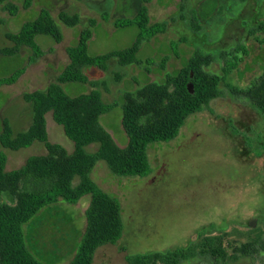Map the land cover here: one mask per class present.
I'll return each instance as SVG.
<instances>
[{
    "label": "rangeland",
    "instance_id": "374dc122",
    "mask_svg": "<svg viewBox=\"0 0 264 264\" xmlns=\"http://www.w3.org/2000/svg\"><path fill=\"white\" fill-rule=\"evenodd\" d=\"M12 2L18 8L13 15L0 6V132L3 121L15 134L29 128L32 106L24 95L45 90L57 80L69 63L67 49L77 45L90 20L97 21L89 43L92 56L124 50L133 45L139 30L117 28L115 23L133 18L145 3L151 23H166L168 28L143 44L138 54L142 64L122 67L112 60L107 71L85 70L90 80L100 83L97 90L102 93L104 103L118 105L101 118V124L120 147L128 143L121 123L125 93L151 82L164 83L166 75H176L199 52L212 55L215 62L210 72L225 78L220 97L205 111L189 117L176 140L149 147L153 169L149 177H117L105 162L97 164L92 179L120 201L125 234L116 246L101 247L93 264H128L127 256L174 251L192 243H214L231 254L234 247L261 235L264 117L247 100L236 97L242 95L233 92L247 88L264 73V49L260 48L258 33L264 25V0H35L28 9L23 7L22 0ZM43 9L51 12L63 41L58 44L49 36H38L36 42L43 55L36 62L32 59L33 52L26 47L14 56L3 55L2 50L13 46L7 34L18 33L25 23L37 19ZM63 13L79 16L80 23L67 27L59 18ZM165 58L169 61L163 71ZM41 72H47L43 80H39ZM18 73L22 75L16 83L2 84ZM63 87L70 96L93 90L89 83H66ZM46 119L49 141L72 153L74 144L63 128L51 114ZM97 148L94 144L86 150L94 153ZM4 151L7 170L18 169L28 158L47 153L39 142L18 152ZM2 202L7 203V198L3 197ZM64 206L68 207L38 213L24 226L28 249L42 263L54 264L57 257L54 253H42L36 245L44 221L52 220L46 229L57 234H62L72 221V243L80 236L81 218L75 219L74 207L66 203ZM77 206L87 211L89 197ZM185 264L206 263L193 260ZM230 264L261 263L254 257H241Z\"/></svg>",
    "mask_w": 264,
    "mask_h": 264
},
{
    "label": "trees",
    "instance_id": "16d2710c",
    "mask_svg": "<svg viewBox=\"0 0 264 264\" xmlns=\"http://www.w3.org/2000/svg\"><path fill=\"white\" fill-rule=\"evenodd\" d=\"M12 1L0 0V6L13 15L18 8ZM34 1L22 0L23 7L30 8ZM145 4L133 18L115 23L117 28L136 27L139 30L131 47L92 56L89 43L97 21L90 20L89 27L80 33L77 45L67 49L69 63L57 80L45 90L24 95V100L32 106L29 128L15 134L3 121L0 132V264H45L28 249L24 226L49 206L60 202L76 205L85 197H89L85 231L68 264H93L101 247L116 246L125 234L120 201L92 179L96 165L100 161L105 162L117 177H149L153 170L149 147L176 140L189 117L205 111L213 100L220 97L225 78L210 72L214 57L195 53L176 75H166L164 83L151 82L123 95L121 123L128 138L125 147H120L103 127L101 118L118 105L104 103L102 93L97 90L100 83L90 80L85 70L97 68L107 71L112 60L122 67L142 64L138 54L143 44L164 34L168 28L166 23H151ZM59 18L70 28L80 23L77 15L63 13ZM261 30L264 33V26ZM40 35L49 36L58 44L63 41L62 31L48 9L41 10L38 18L25 23L18 33L7 34L13 46L1 53L14 56L26 47L33 52L32 59L36 62L43 55L36 42ZM261 44L264 47V37ZM168 61L169 58L164 59L163 71ZM22 73L12 75L2 84L16 83ZM117 79L120 80V77ZM66 83H89L93 90L88 94L70 96L63 87ZM190 85L192 89H189ZM233 93L242 95L236 97L247 100L264 117V73L247 88ZM48 114L73 142L72 153L62 145L49 141ZM35 142L43 144L47 153L28 158L19 169L7 170L8 158L4 150L18 152ZM94 144L98 145L97 150L88 153L86 149ZM3 197L7 198V203L2 202ZM205 232L203 234L206 235ZM241 257H254L264 264V231L250 242L234 247L231 254L214 243H192L174 251L127 256L126 261L128 264H185L203 260L206 264H230Z\"/></svg>",
    "mask_w": 264,
    "mask_h": 264
},
{
    "label": "crops",
    "instance_id": "0c3cea01",
    "mask_svg": "<svg viewBox=\"0 0 264 264\" xmlns=\"http://www.w3.org/2000/svg\"><path fill=\"white\" fill-rule=\"evenodd\" d=\"M48 69H52V68H48ZM40 74L41 75H39L40 76L39 80H43L44 78L47 77V72H41ZM35 80L38 81V79H35ZM49 84L45 87V89L49 86ZM45 154H40V155H45ZM7 168H8V164H7ZM64 203L65 202H60L56 205L49 206L45 208L44 210H42L40 213H44L45 211L51 208L68 207V206H64ZM77 205L78 204L71 205L72 207H74L73 209H74V212L76 213L75 219L81 218V222L79 223L81 225L80 226L78 225L79 227L78 231L80 232V236L77 237L76 243H72L73 240H72V237H70L72 234L71 231L74 225V223L70 220H68L70 221L68 222L69 227L64 228V231L62 234H57L55 231H51L48 228L46 229L47 224L50 223L52 220L44 221L38 231L39 238H38V243L36 245L38 246L39 250L42 251V253H54L55 255H57V257H55L54 259L55 260L54 264H68L74 255L78 242L80 241L81 237L84 234L85 226H86V220H85L86 211L83 212V210H81V208H79Z\"/></svg>",
    "mask_w": 264,
    "mask_h": 264
},
{
    "label": "flooded vegetation",
    "instance_id": "af4514ba",
    "mask_svg": "<svg viewBox=\"0 0 264 264\" xmlns=\"http://www.w3.org/2000/svg\"><path fill=\"white\" fill-rule=\"evenodd\" d=\"M264 26V25H263ZM262 26V27H263ZM262 27H260V30H259V38H260V41H259V44H260V48H262V49H264V47L262 46V44H261V41H262V39H263V37H264V33L262 32V30H261V28ZM258 42V41H257Z\"/></svg>",
    "mask_w": 264,
    "mask_h": 264
},
{
    "label": "water",
    "instance_id": "95a60500",
    "mask_svg": "<svg viewBox=\"0 0 264 264\" xmlns=\"http://www.w3.org/2000/svg\"><path fill=\"white\" fill-rule=\"evenodd\" d=\"M192 88H193V86H192V85H190V86H189V89H192ZM192 92H193V91H192Z\"/></svg>",
    "mask_w": 264,
    "mask_h": 264
}]
</instances>
